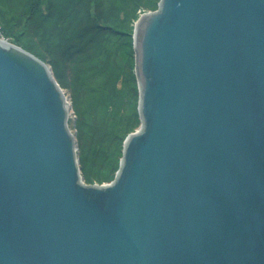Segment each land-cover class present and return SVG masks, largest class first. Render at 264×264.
Returning <instances> with one entry per match:
<instances>
[{
    "label": "water",
    "instance_id": "95a60500",
    "mask_svg": "<svg viewBox=\"0 0 264 264\" xmlns=\"http://www.w3.org/2000/svg\"><path fill=\"white\" fill-rule=\"evenodd\" d=\"M140 126L87 183L69 95L0 37V264H264V0L134 25Z\"/></svg>",
    "mask_w": 264,
    "mask_h": 264
},
{
    "label": "trees",
    "instance_id": "16d2710c",
    "mask_svg": "<svg viewBox=\"0 0 264 264\" xmlns=\"http://www.w3.org/2000/svg\"><path fill=\"white\" fill-rule=\"evenodd\" d=\"M158 2L0 0V36L48 63L71 99L87 183L114 179L124 139L140 125L132 34Z\"/></svg>",
    "mask_w": 264,
    "mask_h": 264
},
{
    "label": "rangeland",
    "instance_id": "374dc122",
    "mask_svg": "<svg viewBox=\"0 0 264 264\" xmlns=\"http://www.w3.org/2000/svg\"><path fill=\"white\" fill-rule=\"evenodd\" d=\"M159 1H160V0H159ZM146 11H149V10H146ZM146 11H143V12H146ZM143 12H141V13L139 14V16H140ZM139 16H138V18H139ZM138 18H137V19H138ZM137 19L135 20V22L137 21ZM135 22H134V25H135ZM133 31H134V30H133ZM132 36H133V34H132ZM2 38H3V37H2ZM69 103L72 104L70 98H69ZM71 118H74L73 109L70 110V119H69V120H70V124H69V126H70L72 132H74V130H73V128H72V120H71ZM139 126H140V125H139ZM139 126H138V127H139ZM138 127H137V128H138ZM137 128H136V129H137ZM136 129H135V130H136ZM135 130H134V131H135ZM132 132H133V131H132Z\"/></svg>",
    "mask_w": 264,
    "mask_h": 264
},
{
    "label": "built area",
    "instance_id": "2783aa9c",
    "mask_svg": "<svg viewBox=\"0 0 264 264\" xmlns=\"http://www.w3.org/2000/svg\"><path fill=\"white\" fill-rule=\"evenodd\" d=\"M1 37V36H0Z\"/></svg>",
    "mask_w": 264,
    "mask_h": 264
}]
</instances>
